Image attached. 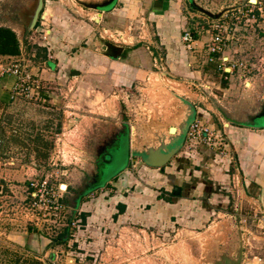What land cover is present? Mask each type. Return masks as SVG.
Wrapping results in <instances>:
<instances>
[{
    "label": "rangeland",
    "instance_id": "1",
    "mask_svg": "<svg viewBox=\"0 0 264 264\" xmlns=\"http://www.w3.org/2000/svg\"><path fill=\"white\" fill-rule=\"evenodd\" d=\"M102 1L45 0L37 26L25 33L26 23L19 17L22 9L13 5L14 0H0V26L11 27L19 39L26 35L27 54L31 50H40L42 54L46 50L56 63L57 74L48 88L46 85L45 103L20 96L13 106L16 114H29L42 122L51 120L47 134L51 147L41 167L32 170L33 175L24 184L22 199L7 201L8 210L12 209L9 214L23 217L24 229L32 235L34 243L19 248L1 242L0 264H212L221 252L236 256L241 233L243 238L244 233L248 235V247L244 248L246 261H253L254 256L264 260V221L251 218L252 204L241 197L232 177L221 180L220 187L210 183L205 190L209 199L202 203L205 207L201 205L198 209L201 203L193 208L167 206L166 210L175 214L168 215L167 220L125 221L114 215L120 212L118 204L123 194L130 199L132 208L148 210L151 206L142 204L139 194L145 189L149 198L155 191L161 192L154 185L160 182L154 168L146 165L140 155L131 153L128 129L129 139L133 131L132 148L152 144L158 134L179 121L184 109L178 98L196 106L208 119L212 117L223 131L227 129H223L224 123L247 125L252 116L264 111V30L250 34L237 54L231 49L225 55L234 60L255 59L261 71L248 75L249 83L254 85L245 88L238 72L227 81L216 65L207 63L206 44L211 38L208 25L215 20L207 14L218 15L235 6L236 0H170V10L162 15L155 13L159 7L157 0H115L104 10L83 4ZM37 2L23 0V8L32 15ZM45 12L48 14L44 15ZM185 32L198 35L193 50L183 41ZM105 43L123 47L128 53L139 46L143 59H149L148 65L142 66L145 71H137L125 85L117 80L110 85L96 81L97 72L92 74L91 70L110 69L113 60L109 53H106L109 57L105 55ZM35 55L25 59L30 60L32 76L39 78L36 69L41 60ZM226 66L230 68V64ZM71 70L82 74L71 75ZM200 121L210 127L207 119ZM262 121L264 124V118ZM7 128L8 133L14 129L9 125ZM123 131L126 132L122 138L100 161L99 183L86 190L87 182L97 172L96 147L99 144L105 147ZM223 136L225 139L226 135ZM16 153L6 152L0 155V161L16 160ZM179 154L182 161L178 163L175 157L168 164L174 172L182 162L200 169L193 163V157L181 151ZM219 156L215 164L221 168L235 162L228 151ZM128 166L123 177L132 180L133 188H127V193L117 187L118 179L102 190L98 188ZM216 172L219 175L224 171ZM43 180L57 191L62 184L69 186L63 191L67 208L60 214L56 212L58 216L47 206L41 211L30 205L33 192L30 183ZM247 212L250 217L242 223L241 215ZM82 213L88 214L86 222L82 221ZM66 228L70 230L68 241L56 243Z\"/></svg>",
    "mask_w": 264,
    "mask_h": 264
},
{
    "label": "crops",
    "instance_id": "2",
    "mask_svg": "<svg viewBox=\"0 0 264 264\" xmlns=\"http://www.w3.org/2000/svg\"><path fill=\"white\" fill-rule=\"evenodd\" d=\"M170 2V0H157L159 7L155 10V13H157V15H162L170 10L168 9L170 8ZM199 34H201V32H199ZM196 37H198V35H195V38ZM106 46H108L107 49L105 48ZM27 47L28 46L26 45L24 54H22L19 58L0 56V59L3 61L5 60L6 62H12L25 59L27 56L35 58L36 50H31L32 53L30 52L27 54ZM113 47L114 46L107 43L103 45V49L106 51L105 55L108 56L106 53H109L113 60L109 65L111 66L110 69L107 67L106 69L99 68V70H95L98 68H93L91 70L92 74L97 72L95 76L96 81L110 85L117 80L119 81V84L125 85V83L130 82V79L135 73H137V71H139V73H141V71H145L143 67L148 65L149 59H143L139 46L134 49H130L129 53L123 47H121L122 49L118 52L115 51ZM112 52H114V55ZM183 55L185 56V54ZM25 60L27 61L28 66H30V60ZM40 60L41 66L34 69H36V73H38L39 78L43 81L44 85H47L48 88V83L53 81L57 75L54 71L56 63L48 57L45 59L40 57ZM143 60L146 62L145 64ZM153 60L157 62V58ZM139 61L141 63H138ZM182 61L184 62V60ZM73 72L74 70H71V75H74ZM187 72H190L191 74L189 69ZM117 73H119V76H117ZM81 74L82 73L80 72L79 75ZM57 77L61 78L60 75ZM16 81L17 79L14 76H7L0 81V121L2 120L4 124L14 127V130H10L9 133L7 132V138L18 135L24 140V143L22 144L8 142L6 145L5 153L9 151H11V153L17 152L16 160L14 158H11L10 160L11 165L8 164L10 161H0V243L3 242L7 244L10 242L17 247L22 248L27 247L28 245L30 246V243H34V240H32V235L24 229V221H22L23 217L19 216L17 213L9 214V211H12V209L8 210L10 208H7V201L9 200L12 202L14 199H22L24 194L23 186L26 184V181L30 179L31 175H33L32 170H38L37 168L41 167L40 165L42 161H39L36 156V150H39L41 146H37L32 139L38 136V134H42L45 138H48L47 134H49L52 122H50L51 120L48 122H42L36 118H30L31 116L29 114H16L13 112V106H15L17 99H13L11 92ZM194 109L196 111V119H207V123L212 129L218 130L221 127L214 122L212 117L208 119L205 114L201 115L196 106ZM257 123L258 121L253 124L246 123L247 125L237 124V126L224 123L222 126L223 129L225 127L227 129L229 128V130L227 131V129H225L223 131L220 128L222 130L221 132L226 135L225 139L227 141L228 154L231 153L233 156L230 158L235 160L231 166L225 164V168H221L215 164V159L217 158L218 161L220 156L214 149L210 148L213 150L212 152L208 150V146L199 145V147L195 150H189V148H187L189 141L186 136L185 144L180 151L181 153L185 152L188 157H193V163L198 164L200 169H197L192 165H184L182 164L183 162L177 168L176 172L168 166L169 163L163 167L164 169L154 168L153 172L160 178V182H157V178V183L154 185L160 187L161 192L155 191L156 193L152 194L149 198L145 189L141 194H139V200L141 203L151 206L150 209L145 210L141 207L132 208L129 201L130 199L123 194L121 195L119 201H121V204L125 206V209L122 213L115 214L116 212H114V215H117L120 220L124 219L125 221H128V219L143 220L146 218L150 223H157L159 222V219L163 220L165 218L167 220L168 215H175L172 211L166 210L169 209L167 206L176 204L179 207L187 205L193 208L197 207V203H201L197 208L200 209L201 205L202 207H205L202 203L206 202V199H209L208 196L205 197V190L211 186L210 183H216L218 184V187H220L221 180H227L231 177L237 181L236 186L238 187V192L241 193V197L248 201V203L252 204L251 208L254 210V214L250 212L251 218H253L254 215H261V213H264V124L262 122L261 124ZM13 133H16V135ZM127 138L129 148L132 153L131 141H133V131L131 138L129 139L128 129ZM179 152L174 156V158L176 157V161L178 163L182 161L180 158L182 154H179ZM130 155L132 157V154ZM12 161H15V163H12ZM128 169L129 166L123 169L117 176L113 177V179L110 182H107L105 186L98 188L102 190L104 187L113 184L115 179H118L117 187L120 188L123 193H127V188H133V184H131L133 183L131 182L132 180L127 177H123ZM220 169L224 172L217 175L218 173L216 171ZM214 175L216 178H213ZM120 177H122V179H120ZM176 187L181 188L180 196L174 195ZM239 187H241V190ZM62 188L63 190H67L68 185L62 184ZM193 213H195L194 210ZM130 216H132V218H130ZM241 216L244 218L242 220V223H244L246 219L250 217V214L247 212ZM247 236L248 235L244 233L245 249L247 246ZM37 244V247H39V243ZM244 256H247V251L244 253ZM259 258L260 257L254 256L253 260H258ZM260 259L262 260V264H264V260L262 258Z\"/></svg>",
    "mask_w": 264,
    "mask_h": 264
},
{
    "label": "built area",
    "instance_id": "3",
    "mask_svg": "<svg viewBox=\"0 0 264 264\" xmlns=\"http://www.w3.org/2000/svg\"><path fill=\"white\" fill-rule=\"evenodd\" d=\"M235 5L238 6L236 9L227 12L220 19L209 22L208 32L211 31V38L206 44L208 48L207 63L216 65L218 70L222 72V78L227 81H230L231 76L235 72H238L239 80L243 79L242 83L244 87L251 88L253 84L249 83L250 78L248 75L251 76L255 71H261L257 67L255 59L251 62L241 59L234 60L225 55L231 49L237 54L250 34H255L258 29L264 30V0H256V2H253V0H236ZM44 15L42 16V20L45 19ZM194 38L195 34L190 32H185L183 36V41L189 50H193L196 42ZM48 58L51 59L52 56L49 54ZM227 64H230V68L226 66ZM7 76H14L17 79L11 92L13 99L24 96L42 103L46 102V85H44L40 78H34L32 76L25 59L12 62H6L0 59V81ZM187 140L189 141L187 145L189 150H195L199 145H206L212 147L217 153L222 155H226L228 151L227 143L221 130L206 126L200 119H196L191 124L187 134ZM30 184L33 189L30 205L34 210L42 211L43 206H47V209L49 208L53 211L54 216H58V213H62V209L67 208L63 203L64 190L62 188H59L58 191L55 190L47 180L35 181ZM262 215L261 217L254 215L253 219L258 222H263L264 214ZM244 258L243 264H262L261 259L246 261L245 256Z\"/></svg>",
    "mask_w": 264,
    "mask_h": 264
},
{
    "label": "water",
    "instance_id": "4",
    "mask_svg": "<svg viewBox=\"0 0 264 264\" xmlns=\"http://www.w3.org/2000/svg\"><path fill=\"white\" fill-rule=\"evenodd\" d=\"M114 2L115 0H104L102 2H92V3H83V4L86 7L91 8V9L104 10L108 8L111 4H113ZM237 7H238L237 5L230 7L218 15H213V14H207V15L210 18L219 19L225 13L236 9ZM43 8H44V0H40L39 6L36 10L35 16L29 26V31L27 33L32 31L37 26L40 13L43 10ZM25 37L26 35H24L20 39L22 54H24L25 48H26ZM107 47L108 46H106L105 48L107 49ZM113 48L117 52L122 49L121 47H116V46H114ZM73 74L79 75L80 72L74 71ZM171 95L176 98V95L173 92H171ZM178 100L181 102V106L184 109L179 117V121L174 123V126H170L168 129H164L162 134H158L157 139L153 140L152 144H149L143 148H137V147L132 148V153L136 155H140L142 159L144 160L145 164L148 165L149 167L163 168L168 163H170L171 160L174 158V156L183 148L189 128L191 124L196 120V117H195L196 111L194 107L190 103L186 102L185 100L181 98H178ZM263 117H264V111L257 115L252 116L250 122L251 124L257 121L261 122L263 120ZM122 133H125V131L121 132L119 134L121 135V137H118L119 136L118 135L117 138H122ZM177 147H178V150H177ZM99 162L100 160L97 159V167L99 166ZM0 190H1V186H0ZM174 195L180 196L181 188L176 187L174 190ZM243 242H244L243 234L241 233V245L239 248H237L236 256H233L232 254L228 252H221L218 255L217 259L212 260V264H243V259H244V243Z\"/></svg>",
    "mask_w": 264,
    "mask_h": 264
},
{
    "label": "trees",
    "instance_id": "5",
    "mask_svg": "<svg viewBox=\"0 0 264 264\" xmlns=\"http://www.w3.org/2000/svg\"><path fill=\"white\" fill-rule=\"evenodd\" d=\"M44 52H36V54L39 57L47 58L48 53H46V50H43ZM22 55L21 52V41L18 37V34L11 28L7 26H0V56L5 57H15L19 58ZM14 130V129H13ZM7 125L0 121V155L5 154V147L8 144V142H12L14 144H22L24 143V140L16 135V133H13L16 136H10L7 138ZM30 139V138H29ZM33 142L38 146H41V148L36 150V156L39 161H42L43 159H46L48 156V151L50 146V142H48V138H45L44 135L38 134L34 139H32ZM164 169V168H162ZM69 189V186H68ZM168 201V200H167ZM169 202V201H168ZM119 207V213H122L125 209V206L123 204H118ZM117 216V215H116ZM88 217L87 213H82L81 218L83 222H86ZM69 228H66L64 233H62L59 238L57 239L56 243L62 244L66 243L68 241L69 236Z\"/></svg>",
    "mask_w": 264,
    "mask_h": 264
},
{
    "label": "flooded vegetation",
    "instance_id": "6",
    "mask_svg": "<svg viewBox=\"0 0 264 264\" xmlns=\"http://www.w3.org/2000/svg\"><path fill=\"white\" fill-rule=\"evenodd\" d=\"M37 1L38 2L36 4V7H35L34 12L32 13V15H31V13H30L29 10H26V9L23 8V0H14V2H13V5H17L18 7H20L22 9L21 14L19 15V17H21V19L26 23L25 24L26 25V27H25V33H27L29 31V26H30V24H31V22H32V20H33V18L35 16L36 10H37V8L39 6L40 0H37ZM44 2H45V0H44ZM39 18H40V16H39ZM118 137H121V135H119ZM119 139L120 138H117L116 137V139L110 140L108 142V145H106L105 147H102V148L100 147L101 144H99V146L96 147L97 148V151H98V157L97 158L100 161L102 159L104 160L105 155L109 152L110 148H112L114 146L115 142L119 141ZM96 171L97 172L95 174H93V176H91L90 180L87 182V184H86V187H87L86 190H88L89 188H91V186H94V185H96V184L99 183L100 178L102 176L101 163L100 162H99V166L97 167V170Z\"/></svg>",
    "mask_w": 264,
    "mask_h": 264
},
{
    "label": "bare ground",
    "instance_id": "7",
    "mask_svg": "<svg viewBox=\"0 0 264 264\" xmlns=\"http://www.w3.org/2000/svg\"><path fill=\"white\" fill-rule=\"evenodd\" d=\"M46 14H48L47 12H46ZM40 20V19H39Z\"/></svg>",
    "mask_w": 264,
    "mask_h": 264
}]
</instances>
